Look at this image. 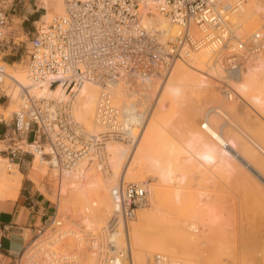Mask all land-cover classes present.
<instances>
[{"label":"built area","instance_id":"1","mask_svg":"<svg viewBox=\"0 0 264 264\" xmlns=\"http://www.w3.org/2000/svg\"><path fill=\"white\" fill-rule=\"evenodd\" d=\"M11 2L0 0V50L10 39L6 9ZM244 3L245 0H65L63 14L48 22L41 17L34 24L26 70L30 85L22 86L0 66L1 98L10 101L8 95L2 94L4 80H9L19 102L9 121L0 115V124L6 128L1 141L6 147L2 150L5 159L13 161L28 154L33 160L38 153L41 161L53 156L65 168L66 154L79 155L77 146H85L90 150L84 155L90 153L104 169L107 155L96 139L104 135L121 138L127 128L123 104H114V86L121 83L127 91L147 90L144 88L169 75L175 63L191 50L209 49L217 43V53L230 60L227 70L239 68L245 56L264 48L260 27L248 34L241 25ZM155 14L167 19L173 31L165 33L154 20ZM84 84L99 88L93 122L102 132L96 135L86 132L73 114L74 96ZM56 88L63 91L62 95L48 98L42 93ZM111 196L115 207L106 227L89 233L93 235L87 236L88 242L90 246L96 243L95 264H129V224L146 206L147 193L135 184L122 183L111 191ZM115 240H122L124 245L114 248ZM22 256L16 264H21ZM56 262L75 264L68 257Z\"/></svg>","mask_w":264,"mask_h":264},{"label":"bare ground","instance_id":"2","mask_svg":"<svg viewBox=\"0 0 264 264\" xmlns=\"http://www.w3.org/2000/svg\"><path fill=\"white\" fill-rule=\"evenodd\" d=\"M246 1L247 0H245V3L241 8V13H240L241 23H242L241 25H243L244 23L243 21L244 17H246V19L244 20H247L248 15L251 11L252 12L258 11V13H261L262 11L264 12V0H248L249 4H246ZM43 5L44 8L41 6L40 7L42 9H45V12L43 14L45 15V19L49 20L50 18L55 16L52 12L53 9L55 10L56 15L63 14L65 0H43ZM252 12L250 15H252ZM154 20L159 24L160 28L165 33H170L173 31L174 29L173 26L163 16L155 14ZM258 27H260L259 30L261 29L260 32L264 39V26L262 24H258ZM218 45L219 44L217 43L211 46L209 49L200 47L191 50L184 59L177 61L175 63L169 75L165 76L161 82L158 81L156 85L149 86L148 88H144L147 90L142 91V88H138L127 91L121 83L114 86V88L112 89L113 98L115 101L119 103L115 105L120 106L121 104H123V112L125 113L124 116L126 117V121H124L125 122L124 124L127 125V128L124 129L125 136L121 138L104 135L99 137V139H96L98 145H103V150H105V153L107 155L106 164L103 165L104 169H101L99 167V164L95 163V159L90 155V153L84 155L86 152L90 150L89 148L86 149L85 146L84 147L77 146L76 150L81 152L79 155H74L73 153L66 154V156L64 157L65 159L63 160L64 166L68 165L67 167H65L66 169L59 166L57 159L53 156L48 157L46 159L49 160V162L47 163L41 162L40 164L36 160L37 159L36 157L39 158V155L38 153H35V158L31 160L33 162L36 161L38 163V164L36 162L32 163L30 168L31 169L30 177L34 180L35 183H37V179L40 177L41 173H44L45 169L42 166L50 165L54 170L56 169L59 170L57 192L58 195L60 196L61 195L63 196V194L67 195L68 193H74V196H76L75 192L85 193L84 191H87V193L85 194L88 196V188L90 189L93 188L96 190L95 192H98L97 195L98 196L97 198H99L98 200H96L95 202L92 200L91 205L84 206L83 208H79L77 210V214H79L78 217L80 218L77 225H80L84 229H87V232L93 231L95 229H99L100 227L103 226V224L104 226L102 228L106 227L107 219H108L107 216H109V213H111L115 207L111 199L112 198L111 191L114 188H117L122 183L125 184L124 183L125 180L126 181L132 180L140 183L142 181L141 178L145 180L144 176L146 178H149V180L155 182L154 185L150 184L151 186L148 185L149 187L146 188L147 207L144 206L140 208L136 213L137 215H135V221L129 224V228H128L129 242L127 243V250L129 251V260H130L129 264H134L133 261L134 258L137 261V264H142L144 258L148 255L147 252L143 251L145 248L148 247L147 244L148 242L146 243L142 235L143 230H145V228L147 229V227L148 228L150 227L153 221V216H154L153 214L155 211L158 210V208H161L162 206L170 205L167 204V202H165L164 198H171V199L175 198L176 201L178 200L180 201L182 198L190 197L187 196V193L184 190L185 184L183 185V179H184L183 173L188 169L191 170V167L186 169L188 164L192 165L194 164L193 162H196L198 166L199 165L201 166V168L199 167V169L203 168L202 173L209 172V176H210L211 173L212 175L221 173L222 171H225L226 173V171L228 170V168L226 167L230 164L229 161L236 160L237 163H239L245 170L250 172L252 176L258 174V179L263 177L262 172L260 168L257 166L256 162H254L252 158L250 159L248 157L249 155L248 149L240 148L239 139L233 133H228L224 131L225 124L223 125L221 124L218 130L213 128L207 116L204 117V120L200 124V132L196 136H194L191 141L187 143L184 156L182 155L183 153L180 152V150L177 151L176 147L173 146L175 150L172 148V146L171 148L170 146L167 147L168 145L167 139H169V137L164 138L166 137L165 135L167 134L163 135L164 137L162 136V134H164V131L165 132L168 131V130L167 131L164 130L166 129V125L168 126L165 118L163 120V118L160 117V115L163 114L164 111H166L165 109L167 102L165 101L174 102V99L177 98L175 96H178L179 92L181 91L182 84H187L189 82H192L194 84H197L198 88L204 85H208L206 84L207 80L205 81V79H208V77L213 79L223 80V82H220V85L222 86V88L225 89L226 91L225 97L227 98L228 101L231 99L232 92H234L235 98H239L242 101H245L248 104L249 108L256 115H259L260 117H264V48L253 56L252 55L245 56L243 60L240 62L241 65L239 68L235 70L229 68V70H227V66L228 65L230 66L229 63L230 60L228 61L226 58H224L219 53H217ZM199 68L200 69L205 68V70L204 72L202 71L204 74L201 75V77L199 76V78L197 77L198 79L197 78L195 79V82L197 80V83H195L192 80L189 81V79L187 80V76H188L187 73H189L188 71L192 69L193 70V71L191 70L192 72L195 71L201 72ZM223 73L225 75L224 77H223ZM11 77H13L17 82H19V84H21L24 87H28L30 85L28 77L26 73H24V71L20 72L17 76H11ZM189 78L191 77L189 76ZM185 81L187 83H185ZM234 83L235 85L233 86ZM97 88L98 86L95 84H84L83 87L79 89L78 92L75 94L74 105H73L74 118L83 127V129L86 132L92 135H96L97 133L102 132V129L99 128L93 122L94 114L96 110V103L99 95V88L98 90ZM190 88L191 87H189V89ZM192 89L194 88H191L189 91H192ZM204 89L207 88L204 86ZM200 90H202V88L201 89L199 88V90H197L198 93H200L199 92ZM11 93L15 98V93L13 92V90ZM42 93L44 94V96L48 98H54L58 95H62L63 91L60 90L59 88H56V90L44 89ZM151 97L153 98V102L150 106V109H148L149 113H147L146 112L147 106H144L143 104L145 103H141V100L150 99ZM137 105H140L139 106L140 109L136 108ZM154 109L156 110L159 109L158 111L161 110L160 115H158L157 114L158 111ZM211 111H213V109H209L207 111V114L210 113ZM154 113H156L159 118ZM145 114H147L146 117ZM154 115H156L157 118ZM161 118L162 120H160ZM136 126L141 127L140 136H138L137 133L135 134V129L137 128ZM164 139L167 141L164 142ZM42 145L45 148L44 150H46V145L45 144ZM169 145H171L170 142ZM258 150H260V152L264 155V152L261 149L258 148ZM250 152L253 151L251 150ZM44 153L46 154V151H44ZM26 157L28 158L29 155L26 154L25 158ZM72 162L73 164H71ZM85 163H86V167L84 168ZM19 164H20L19 159H14L13 161H7V165L5 169L7 170L8 174H6L5 176L3 174L2 176V178L6 181L7 190L0 189V199L8 200L12 197L13 198L16 197L18 190L22 185L21 181L23 180V176L21 174ZM82 164H84L83 167H81ZM14 168L15 170L12 171ZM27 168L28 166L24 169ZM2 169L3 168L0 167V173L2 172ZM196 169L197 168H195L194 170L196 171ZM203 170H205V172ZM228 171H230V168ZM189 172L191 173L193 171L191 170ZM99 175L102 177H100ZM262 180H264V178H262ZM262 180L260 181L261 183ZM111 181L112 182L118 181L119 183H115L114 186L113 183L112 184L113 187H112L110 185ZM90 193H92V191L91 192L89 191V194ZM148 198H149V203H148ZM161 200H163L164 202H161ZM172 204H175V202L172 201ZM93 209L98 214L99 216L98 219L93 220L92 218H90L89 214ZM94 210L92 211V213L94 212ZM200 219L202 222L204 221V219L202 218ZM53 223H55L56 226L60 225L59 222H55V219L53 220ZM184 224L186 226H184ZM195 225L196 224L191 222L190 224L183 223L182 225L183 228H181L182 226L181 227L178 226V227L181 228L182 232H183L182 229L186 228L188 229V232L193 233V231L196 232L198 230L197 226ZM176 231H177L176 233L179 232L178 230ZM261 231H262V227L259 226L257 228H254V230H252L251 232L257 233L258 243L264 246V236H263L264 233L262 232L263 233L262 235L260 233ZM188 232L184 234L182 233L185 236H182L180 234L182 236L180 238H176L177 234L174 235L175 238L173 239L175 242L173 243L180 244V247H184L183 245H185L190 241L189 238L191 236H189ZM68 233H70L72 236L71 241L69 240L71 244L70 243L68 244L72 245V242L74 244L75 240L73 239H76L78 242L76 243V245H74L76 247L82 246L81 244H84L85 246L88 243L89 247L93 250L92 253L95 256V259L91 258L90 256L84 258L85 256L84 253L83 254L81 253L82 259L84 258V260H86L87 261L86 263L88 264L90 263L93 264L92 261L93 260L96 261V253L94 250L96 248V243H92L95 242L93 240L90 242L92 243L90 246L88 242L89 239L87 238V236L93 235V234H89L92 232H89L87 234L85 233L86 237H84V235L79 237L77 233L73 231H70ZM187 233L189 237L186 235ZM251 235L253 234L251 233ZM76 236L78 237L75 238ZM62 238H63L62 233H59L57 237L55 236L52 239L48 238L49 240L45 238L41 242H38L37 244H35V241H33L32 244L33 247L35 246V248L34 249L32 248L33 250L32 249L29 250L24 264H55V262L58 261V259L61 260L63 259V257L65 258L68 257L75 264H78V260L76 258L77 253L70 252L71 255H64V254H60L59 252H57V250H55L54 245L60 244ZM167 239L169 238L167 237ZM170 243L171 242L169 240V244ZM64 245L66 246V244ZM123 245L124 244L122 240L114 241V248L121 247ZM172 245L173 244H170L169 246L171 247ZM252 246L254 245L252 244ZM79 247L77 248L79 251H81L80 250L81 247L80 248ZM77 248H75L74 252L76 251ZM82 249H83L82 251L84 252L85 250L84 247ZM160 249L161 248H156L155 251H158L160 253L162 251V253H164V251L166 250L168 251L170 248L169 249L166 248L165 250L164 248L161 250ZM86 253L88 254L87 251ZM42 257H43V261H40ZM149 259H151V257ZM152 260L153 263L155 264L158 263L179 264V263H170L169 262L170 260L168 261L167 258H165L164 256L162 257V255L161 256L155 255L152 257ZM182 263L187 264L185 261H182Z\"/></svg>","mask_w":264,"mask_h":264},{"label":"rangeland","instance_id":"3","mask_svg":"<svg viewBox=\"0 0 264 264\" xmlns=\"http://www.w3.org/2000/svg\"><path fill=\"white\" fill-rule=\"evenodd\" d=\"M38 4L44 8L43 0H38ZM246 4H249L248 0L246 1ZM44 12L45 9H43L42 13ZM52 12L55 16H58L56 15L54 9L52 10ZM251 12L249 13L247 20H244L246 19V17H244L243 19L244 29L247 33H250L252 30H254L255 27L258 26V24H262L264 26V14H263L264 12L262 11L263 12L262 13L260 11L261 13H258V11H256L257 12L256 13L254 11L252 12V15H250ZM42 18H43L42 21L44 22H48L52 19V18H50L49 20L45 19L44 14H42ZM17 40H22L27 42V38L25 37H21L20 39ZM22 50L24 52L23 58L22 61H18V62H6L7 60H5L3 57L4 54H0V66L4 67L5 72L9 76H17L20 72L23 71L27 75L26 70H27L28 54L30 52L29 42L26 47L22 48ZM191 70H189L188 71L189 73H187L188 75L187 80L189 79V81L192 80L195 82V79L197 77L199 78V76L201 77V75L204 74L203 72L205 68L200 69L201 72H197L195 70H194L195 72H192L193 70L192 71ZM196 73L197 74L199 73L200 75L198 74L197 76ZM189 76L191 78H189ZM224 76L225 75L223 73V77ZM205 81L206 84H208V85H204L207 89H204V86L199 87L200 89L202 88V90L199 91L200 93H198L197 91L199 90L197 84H194L192 82L187 83L185 81V83L189 84L190 86L187 84H182L181 85L182 87L180 86L181 91L179 92L180 97L178 95L175 96L177 97L176 99H174L175 97L172 98L174 99V102L165 101L167 102L165 109L166 111L163 110L164 111L163 114L160 115L161 110L158 111L159 109L157 110L154 109L158 111L157 114L160 115V117H162L163 120L165 118L168 124V126L166 125V129H164L168 131L167 132L164 131V134H162V136L167 134L165 135L166 137L163 136L164 138L169 137V139H167L168 140L167 143L168 145L166 144L167 147L170 146L171 148L172 146L173 149L174 147H176L177 151L180 150V152H182L183 153L182 155L184 156L187 143L191 141L192 138L200 132V124L204 120V117L207 116L213 128L218 130L221 124L222 125L225 124L224 131L228 133H233L239 139L240 148L248 149L249 151L248 157L250 159L252 158V160L256 162L257 166L260 168L262 172L263 177L262 176L261 177L264 178V155L260 152V150H258L259 148L264 152V117H260L259 115H256L249 108L248 104L245 101H242L239 98H235L234 92H232L231 95L232 100L230 99L228 101L227 98L225 97L226 91L220 85V82H223L222 79H213L208 77V79H205ZM191 83L193 86L191 85ZM195 83H197V80ZM234 85L235 83L233 84V86ZM189 87L194 89H192V91H189L191 89V88L189 89ZM12 88H13L12 82H10L9 80H4V85L2 86L3 89L2 94H6L10 96V101L8 102L6 98L2 99V101L4 102L7 101L8 104L6 108L5 106H0V115H2L6 121H9L12 118L14 112L17 111L19 104V102L15 100L14 96L11 93ZM150 99L141 100V103H145L143 105L147 106V111H146L147 113H149L148 109H150V106L153 102V98L151 100ZM114 104H119V103L114 100ZM139 106L140 105H137L136 108L140 109ZM209 109H213V111L207 114V111ZM146 115L147 114H145V117ZM156 115L154 116L156 117ZM162 118L160 120H162ZM140 130L141 127H137L135 129V134L137 133V135L140 136ZM167 140L164 139V142H166ZM169 142L171 145H169ZM5 148L6 147L4 143L0 142V164H1L0 167L3 168L2 172L0 173L1 190H5V189L7 190L6 181L2 178L3 174L4 176L8 174L7 170L5 169L7 165V160L5 159V154L2 152V150H4ZM251 150L253 152H250ZM36 158H37L36 160L40 164L41 162L43 163H47L46 161L49 162V160H45L44 162V161H40L38 157ZM19 162L21 166L26 168L27 166L30 165V162L32 165V163L36 161L34 162L31 161V157L29 156L28 158L21 157L19 159ZM229 162H230L229 165L231 167L228 165L226 168H228V170L230 168V171L226 169L227 170L226 173L225 171H222L221 173H217L219 175L217 174L212 175L211 173L210 176H209V172L202 173L203 168L199 169V167L201 168V166L200 165L198 166L196 162H193L194 164L192 165L191 164L187 165L186 169L191 167V170L193 172L190 173L189 172L191 171L190 169L187 170L189 173L184 170L185 172L183 173L184 175L183 185L185 184L184 190L187 193V196L190 197L182 198L180 201L179 200L176 201L175 198L172 199L164 198L165 202H167V204L170 205L169 206L161 205L162 207L160 206L161 208H158V210L154 212L153 221L150 227L149 228L147 227V229L145 228V230L147 231L143 230L142 235L144 237V240L146 241V243L148 242L147 243L148 247L145 248L143 251L147 252L148 255L146 257L149 258L151 257V259L145 257L142 264H149V262L150 264L153 263L152 257L155 255L158 256L162 255V257L164 256L165 258H167L168 261L170 260L169 261L170 263H179V264H183L182 261H185L187 264H264V246L258 243L257 233L251 232L252 230H254V228L260 226L262 227V231L260 233L262 235L264 233V200H263L264 180H262L260 176H259L260 179H258V174L255 176L253 175L254 176L253 177L252 174H250V172L245 170L239 163H237L236 160H230ZM83 166L84 164H82L81 167ZM23 167L22 170H25ZM42 167H44L45 169L44 170L45 174L41 173L40 177L37 179V183L34 184L36 185L37 189L41 193H43L47 197V199H49L54 204L55 214L47 222H44L37 230L35 235H33L32 237H29L28 235L29 233L26 231L25 236L28 239V245L26 250L22 254L23 256H22L21 264L25 262L29 250L35 248V246L33 247L32 244L33 241H35V244H37L38 242H41L45 238L52 239L55 236L57 237L59 233H62L63 238L60 241V244L54 245L55 250H57V252H59L60 254H64V255H71L72 252L77 253L76 258L78 260V264H88L86 263L87 261L84 260V258L90 256L91 258L95 259V256L92 253L93 250L89 247L87 243L85 246L84 244H81L82 245L80 246L81 248L77 246L81 250L79 251L78 248L74 246L76 245V243H78L76 239H73L75 240L74 244L72 242V245H70L72 236L68 232L73 231L76 232L79 237L82 235H84L85 237V233L87 232V229H84L80 225H77L80 219L78 217L79 214H77V210L79 208H83L84 206L91 205L92 200L94 202L98 200L99 199L97 198L98 192H95L96 190L93 188L91 189L88 188V196L85 194L87 193V191L84 190L83 191L85 193L75 192L76 196L78 197L74 196V193H68L67 195L63 194V196L62 195L60 196L58 195L57 192L59 170L57 169L54 170L50 165L42 166ZM85 167H86V163L84 168ZM195 168H197L198 171L197 169L195 171L194 170ZM231 169L234 171H232ZM14 170L15 168L12 171ZM203 171L205 172V170ZM212 176H214L215 178ZM144 179L145 180L141 178L142 181L140 183L132 180L131 181L125 180L124 183L135 184L139 187L144 188L146 191L147 190L146 188H148L151 185H154L155 182L149 180V178H146L145 176ZM261 180L262 183L260 182ZM115 183H119V182L111 181L110 185L112 186L113 184L114 186ZM89 191L90 192L92 191V193L89 194ZM172 201H174L175 204H172ZM161 202L164 201L161 200ZM148 203H149V198H148ZM93 210H91L89 214L90 218H92L93 220L98 219L99 217L98 214L96 213L95 210L93 214L92 213ZM110 214L111 213H109V216ZM109 216L107 217L109 218ZM200 218L204 219V221L202 222ZM54 219L55 222H59L60 225L56 226V224L53 223ZM191 222L196 224L195 226H197L198 230L196 232L193 231L192 233V232H188V229L184 227L185 229H182L183 230L182 232L181 228H183L182 226L183 223L190 224ZM174 226L176 227V229ZM178 226L180 227L182 226V227L180 228ZM184 226L186 225L184 224ZM99 229H95L89 232L93 233L98 231ZM176 230L179 231L178 232L179 235L178 233H176L177 232ZM186 232H188L189 236L191 237L189 238L190 241L185 245H183L184 247H180V244L173 243L175 242L173 239L175 238L174 235L177 234L176 238H180L182 236H185L183 234ZM188 233L186 234L187 236ZM251 233L253 235H251ZM78 236H76L75 238H77ZM167 237L169 239H167ZM169 240L171 242L170 244H173L171 247L169 246L170 245ZM64 244H66V246ZM252 244L254 246H252ZM83 247L85 249L84 252L82 251ZM165 247L168 249L170 248L169 249L170 252L169 250L168 251L166 250L167 253L166 251H164V253H162V251L161 253L155 251L156 248H161V249L164 248L165 250L166 249ZM75 248L77 249L74 252ZM86 251L88 252V254L86 253ZM81 253L82 254L84 253L85 255V256L83 255L84 256L83 259ZM94 261L95 260L92 261L93 264L95 263ZM133 261L134 264H137L135 258L133 259Z\"/></svg>","mask_w":264,"mask_h":264},{"label":"crops","instance_id":"4","mask_svg":"<svg viewBox=\"0 0 264 264\" xmlns=\"http://www.w3.org/2000/svg\"><path fill=\"white\" fill-rule=\"evenodd\" d=\"M42 12L38 0H12L6 9L10 39L0 50L6 62L22 61V48L27 46L34 24L42 17ZM21 37L27 38V42L17 40ZM2 99L0 96V106L6 108L8 102ZM5 130L0 124V142ZM19 166L23 176L19 193L12 199H0V264H16L28 245L26 231L32 237L55 214L54 204L37 189L30 177L31 162L25 170H22L21 164Z\"/></svg>","mask_w":264,"mask_h":264}]
</instances>
